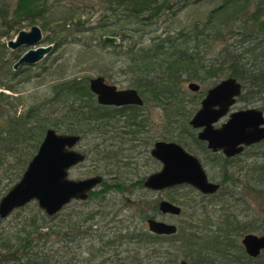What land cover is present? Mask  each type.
<instances>
[{
	"label": "rangeland",
	"instance_id": "rangeland-1",
	"mask_svg": "<svg viewBox=\"0 0 264 264\" xmlns=\"http://www.w3.org/2000/svg\"><path fill=\"white\" fill-rule=\"evenodd\" d=\"M217 2L218 0H201L191 4L173 17L171 28L178 31L188 23L204 19L208 10L215 6ZM33 4V10L47 7L34 18V24L38 25L42 31V40L39 44L42 46L52 45V50L35 64L21 65L17 69L18 74L14 75V77H12V73L17 71L12 68V64L16 61L14 53H18L17 55L20 56L31 46H22L16 50L7 47V42L15 38L17 32L12 30L5 35L7 28L0 24V67L4 69L3 71L8 68L7 74L1 72V81L15 86L18 89V93H12L4 87H0V91L6 95L21 96L18 112L34 107L39 114V118L42 119L39 122L40 127L35 138L37 144L35 147L30 148L28 159L36 153L48 128L54 129L58 134H67L66 131L70 126L68 122L73 120V117L69 120L66 118L69 115L70 100H72L73 96L69 100L54 99L52 101V85L54 83L71 78L83 81L96 76H103L108 83L114 84L118 88H135L132 84L134 76L126 70L127 58L125 50L128 44H135L137 41H141L142 45H147L155 37L164 36V30L170 24V20L167 19L160 25L148 26L145 33L142 34L131 31L130 29L133 26L131 24L122 25L120 22H115L113 18L105 16L107 13L104 12L102 3L99 0H60L57 2L41 0ZM34 24L29 22V20L22 21L19 31L29 30ZM121 34L126 35L125 42H122ZM105 36L118 38V43H123L121 48L123 53L121 52L122 50H120V53H116L108 48H101V39H104ZM59 40L61 41L60 43H58ZM222 45V41L212 43L211 48L205 53V57L207 59L212 58L213 55L218 53ZM187 75L184 73L182 78L185 79ZM227 77H229L228 72L223 71L217 75L207 77L200 75L199 79L187 80L184 89L187 95L189 94L194 99L192 102L184 100L185 110L188 111L185 115H181L179 109L174 114L171 113V108L174 111V101L163 99L164 105L160 104V102L153 103L148 101L144 113L150 119V128L147 132H138L135 137H131L132 139L129 136H125V134H118L116 130L102 132L103 127L101 129L96 127L92 133L83 137L75 149L85 153L86 159L83 163L69 169L68 178L79 180L101 176L109 183H119L122 186L120 188L113 187L103 195V198L95 197L71 201L57 213L54 220V222L58 221L59 223L60 233L57 239L61 241L53 244L51 240L45 245L41 241L39 245L45 251L47 249L49 251L56 250L61 247L62 249H59L58 254V261L61 264H66V259H73L72 263L69 262L70 264H79L78 259L81 256L79 254L83 252L86 256L90 245L99 243V240L94 237L98 233L102 232L103 235L105 234V238H108L112 237L115 228L119 229L121 226L131 229L133 227H142L138 214L133 216L137 209L131 207L135 202L142 199L150 204L160 199H166L181 206L182 214L179 216L162 218L161 215H157L158 219L166 220L169 223L176 224L178 227L183 220L195 222L207 216L211 224L203 226V229L218 232L219 226L227 224L225 217L229 215V221L233 225H238V228L240 227L239 231L242 229L240 234L233 233L237 243L241 245V239L247 233L245 228L254 224L259 225V222L264 221V186L260 185L255 190L250 189L248 183L252 179L251 173L243 176V174H248L249 170L247 171V169L251 164L264 161V156L260 155L262 146L248 148L241 156L230 163L229 171H227L228 176H231V174L232 176L242 174L240 177L243 180L237 186H233L230 181L224 184L221 187V192L225 193L222 199H213L210 196L204 197L197 189L186 184L161 191H151L143 185L136 184L140 179H146L149 175L160 171L162 168V163L151 156V145L143 142L145 137L147 139L150 137L151 133H153L154 141L157 139H171L181 144L189 153L198 158L210 181L220 182L222 171L218 165H214V155L206 151L205 147L203 148L196 144L193 137L196 135L197 130L189 125L188 120L200 108L201 100L206 91ZM190 81L198 83L200 90L196 92L189 90L187 83ZM76 104L77 102L74 103V106ZM259 105L238 101L232 110L248 107L259 108ZM63 117H65L64 124ZM3 121L0 118V123ZM222 122L223 120L221 119L214 123V126L218 127ZM119 124L123 125V119L119 118ZM120 136L124 137V139H120ZM96 143L99 145L98 150H93L92 146ZM105 153L115 154L111 157H106ZM216 154L218 155L217 157L222 155L221 152ZM10 161L12 160L10 159ZM26 166L27 164L24 168L12 170L8 176L0 178V198L19 181ZM99 188L100 186H97L95 189L98 190ZM143 206L149 213H154L144 202ZM92 211H99L97 213L98 216L87 221L83 227L86 229L85 227L88 228L89 226L91 235H86L83 238L77 237L71 243L66 242L62 238L65 231L64 222L81 223V217H85L87 213ZM30 218H36V223L42 226L41 230H47V224L51 223V217L47 216L39 208L35 200L31 201L24 207L11 212L6 218H0V243L6 236L11 243L15 242L17 237H23L25 233L21 231V228ZM43 223L44 225H42ZM251 233L260 234L259 232ZM202 234L206 235L205 230H203ZM62 244H66L67 247L71 246L68 252H66ZM125 245L127 244L119 245L118 249H124ZM129 245L131 247L136 246H133V244ZM149 247L156 250L165 259L169 252H174L179 248V244L163 242V244H150ZM0 250H2L1 245ZM85 256L82 257L84 258ZM144 262L145 264H155L156 260L151 258L149 260L146 259ZM0 264L8 263L2 261ZM252 264H264V255L260 261L252 262Z\"/></svg>",
	"mask_w": 264,
	"mask_h": 264
},
{
	"label": "trees",
	"instance_id": "trees-1",
	"mask_svg": "<svg viewBox=\"0 0 264 264\" xmlns=\"http://www.w3.org/2000/svg\"><path fill=\"white\" fill-rule=\"evenodd\" d=\"M40 1L0 0V24L7 28L4 34L7 35L12 30L18 32L22 21L29 20L34 24V18L47 8L33 10V3ZM57 1L60 0H53V2ZM99 1L102 3L104 12L107 13L105 16L113 18L115 22H120L122 25H133L130 30L137 33L143 34L148 26L160 25L167 19L170 20V24L164 30V36L155 37L147 45H142L141 41H137L139 44L129 43L125 50L126 70L132 73L134 76L132 84L145 98L157 97L160 104H163V99L174 101V111L171 108V113L174 114L179 109L181 115H185L188 111L185 110L184 100L192 102L194 99L187 95L184 89L185 82L190 79H199L200 75L207 77L227 71L229 77L236 78L242 85L239 101L246 104H260L259 109L264 111V0H218L217 4L208 10L204 19L188 23L178 31L171 28L173 17L201 0ZM125 36L121 34L122 42H125ZM218 41L223 42L222 47L216 55L207 59L205 53L211 48L212 43ZM60 42L59 40L58 43ZM122 42L117 44L101 39L100 45L103 49L108 48L116 53L122 50L123 53ZM17 54L14 53L15 60L20 57ZM3 70L0 67V87L12 93H18L15 86L1 81L2 73L7 74L8 68ZM184 73L188 74L185 79L182 78ZM16 74L18 70L12 73V77ZM72 96L69 115L66 117L68 120L73 117V120L68 122L72 128L69 126L66 133L80 132L85 137L95 127L103 125V120L111 111L96 102L95 95L89 90L86 79L83 81L76 78L65 79L52 85V101L54 99L69 100ZM21 98V96L6 95L0 91V118L4 120L0 123V178L8 176L12 170L24 168L32 158L31 155L28 159L30 148L37 144L35 138L42 119L39 118L34 107L18 112ZM63 119L64 124L65 117ZM256 146H262L260 155L264 156V140ZM227 163L228 161L220 159H217L215 163L221 166L223 180L229 178L233 186L240 185L243 180L240 177L242 174L237 176L231 174L228 177L227 171L230 164ZM248 170V174L243 176L251 173L249 188L255 190L260 185L264 186V161L254 162ZM121 186L103 182L98 190L89 193L88 198H103L110 189ZM224 194L219 192L211 198L222 199ZM143 202V199L138 200L131 206L137 209L133 216L138 214L142 227L131 229L121 226L119 229L115 228L116 233L113 230L112 237L108 238H105L102 232L98 233L94 237L99 240V243L90 245L86 256L85 253H80L78 263L145 264L146 259L154 258L155 264H180L183 259L188 264H252V262L260 261L264 255V250L256 258L246 255L233 235L234 232L240 234L242 229L239 231L240 227L229 221V215L225 217L227 224L218 227L219 233L203 229V226L211 224L207 216L195 222L183 220L174 235L162 236L151 233L146 228V220L150 215L143 209ZM154 209L156 210V207ZM98 212L92 211L85 217L82 216L81 223L64 222L65 231L62 238L71 243L77 237L91 235L90 227H85L86 229L83 227L87 221L98 216ZM56 215L51 216V223L47 224V230H41L42 226L36 223V218H30L21 228V231L25 233L23 237H17V240L11 243L6 236L0 243L2 247L0 262L61 264L58 261L61 247L45 251L39 245L41 241L44 245L51 240L53 244L61 241L57 239L60 231L58 221L54 222ZM203 230L206 235L202 234ZM245 231L263 234L264 221L259 222V225L246 227ZM163 242L179 244V248L169 252L165 259L149 247L150 244H163ZM124 243L127 244L124 249H118L119 245ZM129 244L136 246L131 247ZM62 246L65 247L66 252L71 248L66 244ZM72 260L66 259V264L72 263Z\"/></svg>",
	"mask_w": 264,
	"mask_h": 264
},
{
	"label": "water",
	"instance_id": "water-1",
	"mask_svg": "<svg viewBox=\"0 0 264 264\" xmlns=\"http://www.w3.org/2000/svg\"><path fill=\"white\" fill-rule=\"evenodd\" d=\"M41 40V28L34 24L29 30L18 31L15 38L7 42V47L12 50L31 46L14 62V70L21 65L37 63L52 50V45H40ZM104 40L112 43L119 41L113 36H105ZM88 82L89 89L100 104H142L135 89H117L116 85L107 83L103 76L90 78ZM187 87L196 92L200 85L190 81ZM241 91L242 85L236 78L222 79L206 91L200 108L189 120L193 128H201L198 138L207 141L208 148L213 151L221 150L228 157L240 153L244 146L264 140V111L256 107L232 111L220 127H214V123L228 113ZM78 140L77 135L58 134L54 129L48 128L19 181L0 198V218H6L14 210L34 200L51 217L71 201L87 198L88 193L101 183L102 177L93 176L79 180L68 178L69 169L84 160V155L73 149ZM152 153L163 163V168L150 175L144 183L145 186L161 189L186 183L203 193L217 190L219 185L208 181L198 158L179 144L158 142ZM159 209L162 213L174 215L181 211L180 206L167 200L160 201ZM146 223L149 232L154 234L173 235L177 232L176 224L163 220L148 218ZM241 243L246 254L256 258L264 250V233H246ZM180 264L188 262L183 259Z\"/></svg>",
	"mask_w": 264,
	"mask_h": 264
},
{
	"label": "flooded vegetation",
	"instance_id": "flooded-vegetation-1",
	"mask_svg": "<svg viewBox=\"0 0 264 264\" xmlns=\"http://www.w3.org/2000/svg\"><path fill=\"white\" fill-rule=\"evenodd\" d=\"M107 82V81H106ZM108 83V82H107ZM110 84V83H109ZM117 87V86H116ZM88 88H89V82H88ZM117 89H135V90H137L138 91V93H139V95H140V97H141V99H142V104L141 105H136V104H126V105H121V106H116V105H103V104H100L98 101H97V98H96V95H95V99H96V102L99 104V105H101V106H103V107H107L108 109H109V111H111V113H109L106 117H105V119L103 120V125H101V126H99V127H97V128H99V129H101L102 127H103V131L102 132H108L109 130H116V132L118 133V134H121V135H124L125 134V136H129L130 137V139H132L131 137H135L136 136V134L138 133V132H143V131H148L149 130V128H150V125H149V123H150V119H149V117H148V115L146 114V113H144V111H145V106H146V104H147V102L148 101H150V102H156V103H158V99H157V97L155 98V97H148V98H145L144 97V95L140 92V90L138 89V88H133V87H128V88H118L117 87ZM199 90H200V87H199ZM241 93H242V91H241ZM241 93L236 97V101H235V103L229 108V110H228V113L225 115V116H223V117H221L219 120H223V122H225L227 119H228V117H229V114L232 112V111H236V110H232V108H233V106L239 101V97H240V95H241ZM206 94V93H205ZM205 96V95H204ZM245 109V108H244ZM240 110V109H239ZM119 118H121V119H123V125L121 124H119ZM191 119V118H190ZM189 119V120H190ZM189 120H188V123H189ZM218 120V121H219ZM217 121V122H218ZM222 122V123H223ZM222 123L218 126V127H220L221 125H222ZM190 125V124H189ZM191 126V125H190ZM192 127V126H191ZM215 127V126H214ZM218 127H216V128H218ZM120 128V129H119ZM193 128V127H192ZM96 129V127L93 129V130H91L88 134H86L85 135V137L87 136V135H89L90 133H92L94 130ZM118 129V130H117ZM193 129H196L197 130V133H196V135H194V141L196 142V144H198L197 142H199L200 144H198L199 146H201V147H205V149H206V151H209L210 153H212L214 156H213V161H214V165H218V167H219V169H220V165L219 164H215L216 163V160L217 159H220V160H223V161H228V163L227 164H230V163H232L233 161H234V159L235 158H237V157H239V156H241L248 148H250V147H253V146H256L257 144H260L263 140H261V141H259V142H257V143H253V144H250V145H247V146H244L243 147V150L240 152V153H238V154H235L234 156H225L224 154H223V152L221 151V150H218V151H213L212 149H210V148H208L207 147V141H205V140H201V139H199L198 138V132L201 130V128H193ZM100 132H101V130H100ZM151 132H153V131H151ZM67 134H71V135H77V136H79V140L77 141V143L73 146V149L74 150H76L75 148L77 147V145L79 144V142L81 141V139L84 137L83 136V134L82 133H80V132H74V133H67ZM120 139H124V137H122V136H120ZM144 143H148V145H151V148H150V153H151V156L153 157V158H155L157 161H159V162H161L156 156H154L153 155V150L156 148V144L158 143V142H166V143H177V142H175V141H172L171 139H157V140H155L154 141V137H153V133H151L150 134V137H148V139L145 137V140L143 141ZM177 144H179V143H177ZM181 147H183L181 144H179ZM98 144L96 143V144H94L93 146H92V149L93 150H98ZM184 148V147H183ZM204 149V150H205ZM184 150H186L185 148H184ZM76 151H78V150H76ZM187 151V150H186ZM78 152H80V151H78ZM188 152V151H187ZM222 153V155H220V157H217L218 155L216 154V153ZM83 155H84V160L82 161V162H80V163H78V164H81V163H83L84 161H85V159H86V154L85 153H83V152H81ZM208 153V152H207ZM113 154H115V153H105V156L106 157H111ZM104 156V157H105ZM162 163V162H161ZM222 163V162H221ZM78 164H76V165H78ZM75 165V166H76ZM162 168H163V163H162ZM161 168V169H162ZM221 170V169H220ZM159 172V171H158ZM158 172H155V173H158ZM155 173H153V174H155ZM206 173V172H205ZM223 174V173H222ZM152 175V174H151ZM150 176V175H149ZM148 176V177H149ZM206 176H207V174H206ZM148 177L146 178V179H140L139 181H137L136 182V184H139V185H143L145 188H147L148 190H151V191H161V190H165V189H169V188H172V187H175V186H179V185H183V184H186V183H183V184H178V185H172V186H169V187H164V188H161V189H154V188H149V187H147V186H145L144 185V183H145V181L148 179ZM229 177V176H228ZM207 179H208V176H207ZM224 178H223V175H222V178L220 179V182L218 183V182H212V181H210L209 179H208V181H210V182H212V183H215V184H218L219 186H218V188H217V190L215 191V192H213V193H203L202 191H200L198 188H196V187H194V186H192V185H190V184H186V185H190V186H192V187H194L195 189H197L200 193H201V195L202 196H204V197H207V196H213V195H215V194H217V193H219V192H221V187L224 185V184H226L228 181H229V178L227 179V180H223ZM103 182H107V181H105L103 178H102V180H101V183L99 184V185H97V186H101V184L103 183ZM107 183H109V182H107ZM111 185H113V184H119V183H110ZM121 185V184H120ZM96 186V187H97ZM95 187V188H96ZM93 189V190H96V189ZM93 190H91V191H93ZM90 191V192H91ZM89 192V193H90ZM89 193H88V197H89ZM88 197L86 198V199H88ZM86 199H84V200H86ZM75 200H81V199H75ZM162 200H166V199H160L159 201H156V202H154L153 204H150V203H148V201H145L144 200V203L148 206V208H151L150 210H152V212H154L153 214H151V213H149V211L146 209V208H144V206H143V209L144 210H146L148 213H149V215H150V217H148V218H155V219H158L157 218V215L159 214V215H161V217L162 218H164V217H167V216H179V215H181L182 214V207L180 206V208H181V211H180V214H178V215H174V214H170V213H162L161 211H160V209H159V203H160V201H162ZM167 201H169V200H167ZM170 202H172V201H170ZM172 203H174V202H172ZM175 204V203H174ZM177 205V204H176ZM179 206V205H178ZM154 207H156V210L154 209ZM147 218V219H148ZM158 220H160V219H158ZM163 221H166V220H163ZM167 222V221H166ZM146 228H147V223H146ZM148 229V228H147ZM177 230H178V226H177ZM177 233V232H176ZM175 233V234H176ZM157 235H159V234H157ZM160 235H162V236H170V235H163V234H160ZM174 235V234H173ZM241 246L243 247V245H242V243H241ZM243 249H244V247H243ZM245 251V250H244ZM246 253V252H245ZM247 255V254H246ZM247 256H249V255H247Z\"/></svg>",
	"mask_w": 264,
	"mask_h": 264
},
{
	"label": "bare ground",
	"instance_id": "bare-ground-1",
	"mask_svg": "<svg viewBox=\"0 0 264 264\" xmlns=\"http://www.w3.org/2000/svg\"><path fill=\"white\" fill-rule=\"evenodd\" d=\"M17 72V71H16Z\"/></svg>",
	"mask_w": 264,
	"mask_h": 264
}]
</instances>
